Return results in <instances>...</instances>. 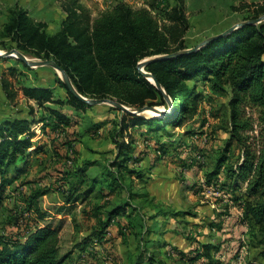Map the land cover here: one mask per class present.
<instances>
[{"label": "trees", "instance_id": "1", "mask_svg": "<svg viewBox=\"0 0 264 264\" xmlns=\"http://www.w3.org/2000/svg\"><path fill=\"white\" fill-rule=\"evenodd\" d=\"M61 8L65 17L56 32H50L46 23L35 20L26 10L18 6L9 8L1 24L3 35L9 43L8 47L2 46L3 49H17L24 54L54 61L66 72L76 91L87 99H108L132 110L146 106L170 108L164 117L158 115L145 119L142 115L123 112L120 118L112 120L115 123L110 137L109 152L113 154L112 157L103 163L98 159L87 158L74 166L71 173L61 171L60 180L69 185V197L65 201L69 209L62 207L58 213L69 210L70 214L79 201L89 198L109 200L121 193H127L133 200L135 196H141L145 202L149 201L148 198H154L149 191L140 195L133 193L134 185H142L146 189L150 181L156 180L153 177L159 176L160 172L154 174L158 163L169 160L176 165L177 161L173 159L176 156L179 158L190 147L183 140L173 141V137L166 135L167 128L184 127L197 114L201 100L196 93V83H204L209 84L214 92L230 95V123L225 147L219 150L213 168L203 173L202 182L194 185L193 192L199 194L215 190L231 193L236 206L241 209L239 213L243 212V221L248 219L256 225L264 244V22L218 36L194 52L160 59L189 50L185 45L189 22L183 0H150L139 9L120 1L95 18L81 0H62ZM261 15H264V8L254 19ZM246 20L248 22L249 19ZM146 59L153 60L147 63L144 71L160 83L166 95L141 74L139 64ZM23 65L30 69L29 65ZM16 75V70L10 66L3 72L1 79L5 99L11 103L19 96L13 82ZM56 77L64 90L62 98L55 99L54 89L45 84L29 85L22 89V93L27 101L36 102L39 108L47 103L60 107L52 109L50 119L41 122L45 125L42 134H47L48 128H51L53 133L61 137L67 135L69 127L75 125L73 114L97 111L99 106L90 105L76 97ZM64 107H69L72 113L62 110ZM30 108L29 116L0 119V226L1 212L9 198L7 192L9 189L17 190L15 184L29 171L30 160L41 153V147L35 141L38 136L35 122L31 119L34 107ZM249 112L256 115V119ZM104 123L92 124L85 132L96 134ZM256 126L259 128V140L254 142L250 132H255ZM143 132L146 134L143 135ZM135 133H141L144 140L148 139L149 142L150 136H153L155 145L144 142L145 152L138 151ZM192 135L191 131L187 132L188 137ZM234 143L239 149V161L232 165L227 156L232 154ZM63 145L69 151L73 148L72 141ZM152 150V163L144 164L145 156L151 155L147 152ZM204 155L201 156L204 158ZM187 156L185 159L192 162L181 160L178 167L182 170L196 164L195 155L191 157L189 153ZM204 162L198 163L200 169ZM93 167H100L102 172L94 177L89 176L87 172ZM185 186L191 189L193 185ZM84 187L86 189L82 192ZM47 192L37 189L26 200L27 210L29 213L34 212L36 221L46 222L18 236H9L0 231V264H65L69 258V255L61 254V224L54 225L52 221H47L48 213L39 206V200ZM130 208L131 212L128 211ZM136 211L137 207L130 201L111 207L107 221L96 233L98 242L104 243L116 219L130 217ZM198 216L192 210L157 209L154 215L146 214L141 218H163V223L157 222L155 225L157 229L165 226L169 233L180 235L184 231V228L180 229L181 223L189 225L190 220ZM240 221L237 216L232 225ZM211 227L225 229L221 223H213ZM149 230L146 231L153 232ZM187 240L188 251L172 245L165 251L167 243L158 240L159 255L189 264H221L216 258L220 252L218 244L203 243L192 238ZM147 260V264L164 262L153 254H149Z\"/></svg>", "mask_w": 264, "mask_h": 264}, {"label": "rangeland", "instance_id": "2", "mask_svg": "<svg viewBox=\"0 0 264 264\" xmlns=\"http://www.w3.org/2000/svg\"><path fill=\"white\" fill-rule=\"evenodd\" d=\"M61 1L0 0V52L11 50L2 47L9 45L1 26L9 8L18 6L26 10L35 20L46 23L50 32H56L63 20ZM147 1L150 0H140L132 6L139 9L145 7ZM183 2L189 22L185 35V45L189 49L196 48L205 40L246 22V19H254L264 8V0H183ZM24 55L30 60H45L30 54ZM23 63L17 58H0V71L4 72L6 65L5 70L10 66L16 70L17 75L14 76L13 82L19 91V96L15 102L7 101L5 107L4 105L0 107V119L29 116L30 106L34 107L31 119L35 122L34 128L38 135L35 141L38 147H41V153L33 156L30 160L29 171L15 184L18 187L17 190L9 189L7 192L9 198L1 212L0 231L2 234L18 236L33 230L36 225H42L46 222L38 223L36 215L34 212L29 213L26 204L28 196L37 189H41L48 191L39 200L41 210L48 213L47 221H52L54 225L61 224L59 235L61 254L69 255L65 264H134L137 262L147 264L149 254H153L158 260L164 261L163 264H189L175 261L169 256L159 255L157 246L159 240L161 243H167L164 248L165 251L172 246L182 251H188L187 238L199 239L203 243L218 244L220 252L216 254V258L221 261V264H264V257L262 256L264 244L256 225L248 219L243 221L242 211L237 215L241 220L236 223L237 225H232L230 222L228 225L225 223L232 216L229 207H237L231 193L219 191L218 194L214 195L212 194L214 190H207L205 193L194 194L193 187L197 186L196 183L186 192L185 185H192L191 179L194 176L188 175V171L177 166V169L174 168V170L166 167L167 172L162 171L156 180L152 181L149 186L155 197L148 198V202L141 199V196H135V200H133L127 193H121L118 197L115 196L109 200L108 198H89L79 201L70 211V214H68L69 210L66 213H58V209L62 207L69 209L65 203L69 197V185L60 180L61 171L71 173L74 166L87 158L98 159L103 163L112 157L113 154L109 152L111 149L110 137L115 128V123L111 121L120 118L123 112L110 104H101L97 111L87 110L85 113L73 114L72 118L76 123L69 127L67 135L58 137L57 133L50 130L51 128H48V133L44 135L42 129L45 125L41 121L50 119L51 110L60 109V107L56 104L47 103L39 108L36 102L26 100L22 89L29 85L45 84L54 89L55 99L62 98L64 90L57 83L56 76L59 77V74L53 67L32 68L30 66V69H27ZM196 85L198 87L196 93L201 100L197 114L188 120L184 127L174 129L169 126L166 135L173 137V141H185L186 145H190L188 148H192V150L194 147L199 148V152L196 150L195 154L198 160L196 161L199 163L205 161L203 168L198 172L199 174L213 168L219 150L226 145L227 129L230 123L228 106L230 95L212 91L209 84L196 83ZM155 108L167 112L170 107L156 106ZM62 110L72 113L69 107H64ZM148 114L144 113L142 116L148 119L151 117ZM159 115L164 117L165 114ZM249 115L256 119V115L251 112ZM102 122H105L104 126L98 129L96 134L85 132L92 124ZM255 129L256 131L250 132V135L255 137L252 138V141L257 142L259 140V128L256 126ZM190 131L193 135L191 138H187V132ZM145 134L143 132V135ZM143 135L135 133L134 138L137 140V148L145 152L146 144L155 145L156 140L150 136L151 141L149 142L148 139L145 141ZM67 141H72L73 148L70 151L67 146L63 145ZM238 150L237 144L234 143L231 147L232 154L227 156L232 165L239 161ZM147 153L154 155L153 150ZM203 154H205L204 158L201 156ZM183 156L188 157L185 154ZM144 159L146 160V156ZM157 168L160 169V167ZM101 172L100 167H93L87 173L94 177ZM175 174L177 177L174 176ZM180 180L182 181L179 182ZM221 181L223 182V175ZM85 189L86 187L82 188L81 191L84 192ZM147 191V189L142 188V185H134L132 192L140 195ZM241 194L239 193V195ZM123 201H130L136 206V213L130 217L124 216L116 219V224L111 226L108 231L107 239L104 243H99L96 233L107 221L108 211ZM179 206L182 207V210H192L199 215V218L190 220L191 224L189 225L181 223L180 227L182 228L180 229L184 228V231L180 235L169 233L165 226L159 228L160 230L157 229L155 225L157 222L163 223V218L153 220L148 218L142 220L141 218L142 215L146 216V214L154 215L157 209L166 211ZM238 210L241 209L238 208ZM128 211L131 212V208ZM213 223L215 225L221 223L225 229L213 228L211 227ZM147 229L148 231L151 229L153 232L149 233L146 231ZM158 230L159 233L157 234L156 231ZM151 240L156 243L155 246Z\"/></svg>", "mask_w": 264, "mask_h": 264}, {"label": "water", "instance_id": "3", "mask_svg": "<svg viewBox=\"0 0 264 264\" xmlns=\"http://www.w3.org/2000/svg\"><path fill=\"white\" fill-rule=\"evenodd\" d=\"M264 22V15L258 19H254L248 22H243L241 24H238L236 26H233L232 28L228 29L227 31H225L224 33L214 36L212 38H209L207 40H205L203 43H201L198 47L196 48H192L189 49L185 52H180V53H176L174 55H166V56H162L159 57L160 59H168L171 57H175L177 55H181L183 53H187V52H194L196 50H199L200 48L208 45L212 40H214L215 38H217L218 36H225L230 34L231 32H233L234 30H237L239 28H242L244 26H248V25H258ZM1 57H7V58H17L20 59L21 61H23L25 64L31 66L32 68H39V67H43V66H51L53 67L57 74H59V78L65 83V85L68 87V89L79 99L83 100L84 102L90 104V105H94V106H98L101 104H110L112 107L118 108L120 109L122 112H128V113H134V114H138V115H142L148 111H151L155 114H167V112H162L160 109H157L155 107H143L141 109L138 110H132L130 108H128L127 106L116 102V101H112V100H108V99H87L85 97H83L82 95H80L76 89L74 88V85L72 84L70 78L68 77V75L66 74V72L64 70H62L58 64H56L54 61H49V60H32L30 61V59L25 56L23 53H21L20 51H18L17 49H13L11 51H6V52H2L0 54V58ZM151 60L153 59H146L145 61L141 62L139 64V70L141 72L142 75H144V77L147 78V80L149 82H151L152 84H154L159 90H161L162 92H164V90L162 89L160 83L148 72L144 71L145 66L147 65V63H149ZM164 94L166 95V93L164 92ZM167 101L169 102V104L171 103L170 99L168 98V96L166 97Z\"/></svg>", "mask_w": 264, "mask_h": 264}, {"label": "crops", "instance_id": "4", "mask_svg": "<svg viewBox=\"0 0 264 264\" xmlns=\"http://www.w3.org/2000/svg\"><path fill=\"white\" fill-rule=\"evenodd\" d=\"M120 1H124V2H126V3H128L129 5L132 6L134 4H137L140 0H81V3L92 12V16L95 18V16L97 17L100 13H102V12H104L106 10L111 9L113 6H115ZM64 17H65V13L63 12V19H64ZM41 22H43V21H41ZM6 67H7V65L4 67V71H5V68ZM2 72L3 71H0V107L2 105H4V107H5L8 102L5 99V95H4V92H3V89H2V83H1ZM186 137L187 138H191V137H188L187 135H186ZM198 149H196L195 147H194V150H192V148H187L185 150V153L184 154L187 156L190 153V156L192 157V156H194L196 154V150L198 151ZM139 150H140V148H138V151ZM184 159H185V157L183 155H181L179 158L176 156V158L173 159V160L177 161L176 162V165L172 164L169 160H163L160 163H158L157 166L160 167V169L156 168L154 170V174H156V172H158V173L160 172L161 173L162 171L167 172V170H165L166 167H169L171 170H174V168H176V166L178 167L180 165V161L181 160H184ZM184 161L185 162L186 161L187 162H192V160H186V159ZM149 162L152 163V155L146 156V160L144 161V164L145 163L147 164ZM198 163L199 162L196 161V164L195 165H193V166H191V168L185 170V171H188V175L191 174L192 176H194V178L191 179L192 180V185H195V183L199 185V182L200 183L202 182L203 172H200L198 174V172L200 170V168L198 167ZM176 173H177V171H176ZM174 176L177 177L176 174ZM153 178L156 179L157 177H153ZM152 181L150 183H152ZM135 185H137V184H135ZM150 188H151L150 186H147L146 189L149 192L152 193V189H150ZM185 190H186V192L188 191L187 187H186ZM152 195L155 196V194H152ZM169 205H171V204H169ZM229 208H230V211H231V215L232 216H230L229 219H227L225 221L226 225H228L229 222L232 224L233 221L235 220V218L237 217V215L239 214L238 207H233V208L229 207ZM175 209L182 210V207L179 206V207H176Z\"/></svg>", "mask_w": 264, "mask_h": 264}, {"label": "bare ground", "instance_id": "5", "mask_svg": "<svg viewBox=\"0 0 264 264\" xmlns=\"http://www.w3.org/2000/svg\"><path fill=\"white\" fill-rule=\"evenodd\" d=\"M2 52H0V54H1ZM30 61H32V60H30ZM146 113H149L148 115H150L151 117H154V116H158V114H155V113H153V112H146ZM159 116H162V115H159Z\"/></svg>", "mask_w": 264, "mask_h": 264}, {"label": "built area", "instance_id": "6", "mask_svg": "<svg viewBox=\"0 0 264 264\" xmlns=\"http://www.w3.org/2000/svg\"><path fill=\"white\" fill-rule=\"evenodd\" d=\"M218 192H219V191H215V190H214V191L212 192V194L216 195V194H218Z\"/></svg>", "mask_w": 264, "mask_h": 264}]
</instances>
